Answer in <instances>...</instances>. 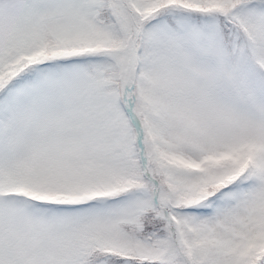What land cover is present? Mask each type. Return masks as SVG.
Here are the masks:
<instances>
[{
    "label": "snow or ice",
    "instance_id": "obj_1",
    "mask_svg": "<svg viewBox=\"0 0 264 264\" xmlns=\"http://www.w3.org/2000/svg\"><path fill=\"white\" fill-rule=\"evenodd\" d=\"M0 264H264V0H0Z\"/></svg>",
    "mask_w": 264,
    "mask_h": 264
}]
</instances>
